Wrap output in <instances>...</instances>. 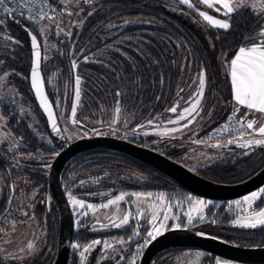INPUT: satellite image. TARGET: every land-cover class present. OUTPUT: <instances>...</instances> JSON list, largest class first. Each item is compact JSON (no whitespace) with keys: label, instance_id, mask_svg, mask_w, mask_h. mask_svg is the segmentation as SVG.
I'll use <instances>...</instances> for the list:
<instances>
[{"label":"trees","instance_id":"16d2710c","mask_svg":"<svg viewBox=\"0 0 264 264\" xmlns=\"http://www.w3.org/2000/svg\"><path fill=\"white\" fill-rule=\"evenodd\" d=\"M192 3L196 8L190 9L178 0H92L87 6L83 26L68 38L52 33L49 46L45 45L38 26L21 18L10 17L0 25V78L5 76V88L15 89L12 100L3 103L0 100L1 112L21 142L19 151L24 153L27 161L22 173L29 174L35 183L44 182L36 213L41 215L47 211L41 200L50 204L46 246L24 263L0 260L2 264L53 263L59 218L56 205L49 200L47 175L53 158L70 142L52 135L32 90L33 54L29 32L33 31L41 41L46 86L65 132L76 102L77 76L81 79V96L75 111L78 120L92 127L117 126L132 130L140 125L148 126V122L156 118L165 121L172 115L167 110L175 102L181 100L179 108L185 107L195 88L192 83L194 72L199 74L203 70L206 91L199 115L203 125H207L200 133L203 137L233 109L229 62L238 47L245 44L244 38L258 31V25L255 13L248 8L227 17L231 23L229 30L218 29L204 21L197 9L211 10L215 16L226 17L200 4L199 0H192ZM9 36L11 39L6 38ZM118 105L119 113L116 112ZM162 138L138 135L131 140L139 139L146 145L160 142ZM166 149L169 151L163 153L174 159L179 154V149L169 146ZM6 154V146L0 141V172L7 174V186L0 194V217L8 206L10 182L21 174L13 172ZM263 166L264 146H257L250 148L247 155L227 152L195 171L215 181L232 183L252 176ZM109 167L135 169L144 177L135 180L107 173L103 178L75 189L66 185L69 178L77 176L76 180H81L91 171ZM63 184L67 192L90 202H100L121 193L127 194L129 199L133 193H164L171 200L184 202L190 195H196L155 168L128 155L104 149L84 152L71 160L63 172ZM231 201H213L207 208L206 218L196 219L189 227L239 245H264V226L248 228L233 223L238 213L229 205ZM263 204L264 194L255 208L260 209ZM12 210L14 205L0 219V224ZM173 224L171 221L168 229L174 227ZM181 226L185 227L186 221ZM146 231L142 228L134 234L132 225L112 232L84 228L75 234L74 241L85 243L93 238L103 241L106 236L125 239L129 242L124 251L127 260L139 256L150 241L145 237ZM102 247L98 245L88 264H110L111 258L98 257L101 252L99 255L97 252ZM179 249L187 248H171L157 258ZM216 258L217 255L207 253L203 264H216ZM69 264H80L76 249L71 251Z\"/></svg>","mask_w":264,"mask_h":264},{"label":"rangeland","instance_id":"374dc122","mask_svg":"<svg viewBox=\"0 0 264 264\" xmlns=\"http://www.w3.org/2000/svg\"><path fill=\"white\" fill-rule=\"evenodd\" d=\"M92 0H70L67 4H64L60 1L59 7L57 10L56 15L54 16L53 20H48L41 26H38V30L40 31L43 41L45 45H50V35L54 33L57 37L68 38L71 37L73 32L81 28L83 26L84 20L86 18V10L88 4ZM250 2V0H249ZM199 11H206L210 15L209 10H199ZM71 13V14H69ZM215 16V15H214ZM74 58V57H73ZM75 59V58H74ZM76 62V60H75ZM230 67L228 66V70ZM205 72V71H204ZM5 77V76H4ZM0 78V100L3 102L12 100V95L15 93V89L12 87L5 88V78ZM80 78V77H79ZM206 80V75H205ZM81 81V79H80ZM192 83L195 84V88L193 91V95L197 92L199 88L198 84V73L194 72V76L192 79ZM81 90V83L79 85ZM206 91V82L204 87V94ZM81 96V92H80ZM204 97V96H203ZM76 99V97H75ZM79 104V100L75 102L74 106L75 109ZM203 104V99L201 101V107ZM188 103L185 107H188ZM3 105H0V141L2 144L6 146V155L7 159L9 160L10 166L15 173H21L15 179L14 189H15V196L13 199L14 210L9 213V215L5 218L3 223L0 224V260L2 262H16V263H24L28 260L33 259L35 256L39 254V252L46 246V237H47V217L46 215H38L35 211V207L37 204V196L39 195L41 184L35 183L34 178H32L29 174L22 173L25 167L27 166V161L24 153L19 151V145L21 144L19 138L13 134L11 129L7 125V119L3 116L1 110ZM183 107L180 109L182 111ZM238 111L239 117H245V114L248 112L247 109L244 107L233 104V109L231 114ZM179 111V112H180ZM172 114L168 117L165 121L156 118L148 122V126L140 125L135 127L132 130H129L127 127H117V126H97L92 127L86 125L83 121L78 120L76 114H73L70 117V125L66 127V136L67 141H73L81 136H89L95 134H108L114 135L123 138H132L136 135H143V136H150V135H164L167 136L166 138L162 139L161 144L160 142H155L154 144L148 143L146 144L149 147H155V149L168 152L169 150L166 149L170 146L171 149H179V154L175 158L180 163L184 164L188 168L192 169L193 171L197 170L199 167L212 162L227 152H235L237 154H245L249 151V148L244 147H212L209 144L197 143L196 139H203L200 136L201 131L207 125H203V120L199 118V115H195V118L189 117V120H192L191 123L188 124L187 127H182L185 123H188V120L180 121L177 124L169 123L170 120H177L178 114ZM256 115V114H255ZM257 118L260 115H256ZM252 115H247L246 119H252ZM235 121L231 122L234 124ZM173 128H178L179 131H170ZM245 131H247L245 129ZM253 148V147H252ZM107 173H115L121 176L139 180L144 177L143 173L136 171L135 169L131 168H119V167H109L105 169H98L95 171H91L81 180H76V177L69 178L66 185L71 189H75L80 185L90 184L94 182L96 179H101L107 175ZM7 174L0 172V194L3 192L4 188L7 186ZM66 186V187H67ZM261 188H264L261 187ZM261 188L253 191L258 192ZM251 192V193H253ZM69 199L71 201V205L74 210L75 214V226L76 229L81 228V222H87L91 219H94V223L100 225L99 228L105 229V223H112L115 227L116 225H120L119 227H124L128 225L131 220L133 219V211L138 213L142 212V217L145 220H148L150 224V231L153 230L154 224L158 227L161 222H163L166 227L160 232H164L168 229L170 222H174V227L176 224H181L183 221H186V226H191L192 224H188L187 216L185 215L190 207L189 200L187 202L181 200H171L168 198L164 193H152L151 197H148V193H144L145 196L142 197L140 200L137 199L136 196L133 195L132 201H127V194H124V200L119 201L115 205H109L108 208H102L100 205L106 204L107 202L101 203H94L87 201L75 194L67 192ZM251 193L245 195L250 196ZM119 194V195H121ZM161 194H163V199H160ZM264 193L261 194V196ZM117 195V196H119ZM117 196L112 197L111 199H115ZM237 198L230 202V206L234 212L238 213V216L235 220L243 218L250 213L252 210H259L255 208L256 203L260 200L257 199L254 202L253 209H249L248 205L244 203L243 198ZM72 197H75L77 200L84 201V207H80L79 205H74L72 203ZM190 197L194 200H203L206 203V207L204 211L200 214L193 212L194 216L203 215L204 219L206 218L207 208L213 204V200L206 199L204 197L198 195H190ZM110 200V199H109ZM239 201L240 204L238 205L236 202ZM210 202V203H209ZM88 205H93V207L89 208ZM171 209L169 211L168 209ZM264 208V204L260 207ZM27 212L28 215H24ZM153 213L157 215V220L153 221L152 216ZM167 213L169 219L164 221L163 215ZM124 215L129 216V223L128 224H121V218ZM179 217V219H173L172 217ZM87 217L89 219L85 220ZM84 220V221H83ZM134 220V219H133ZM132 220V221H133ZM234 220V221H235ZM195 221V220H194ZM13 223H15V227L13 228ZM96 225V226H98ZM240 226L239 224H235ZM157 236V235H156ZM149 237H147L148 239ZM120 240H123L124 243H119ZM96 241V240H93ZM93 241L90 242H77L75 244H79L81 247L79 249V254L83 250L84 246L91 245L89 252L85 253V260L84 264L87 262L89 254L93 251V249L97 246L96 244H92ZM148 241V240H147ZM105 242L111 245V247L106 248ZM28 243H32L35 247L34 250L29 254L27 249ZM103 243V256L104 257H118L120 254L124 255V251L128 247V243L125 239L117 238L115 240L106 239L102 241ZM208 252L205 250L200 249H179L173 252L168 253L163 257H158L155 259L153 264H203L205 261L206 255ZM132 258L137 264V261L140 258ZM132 263V262H131ZM0 264H2L0 262ZM118 264V263H117ZM216 264H244L241 262L228 260L223 257L216 258Z\"/></svg>","mask_w":264,"mask_h":264},{"label":"water","instance_id":"95a60500","mask_svg":"<svg viewBox=\"0 0 264 264\" xmlns=\"http://www.w3.org/2000/svg\"><path fill=\"white\" fill-rule=\"evenodd\" d=\"M30 32L33 35H36L33 31ZM37 42L40 45L39 74L40 79L43 81L42 90L44 96L47 98L48 103L51 105V112L53 118L56 121V130H53L49 115L44 111V108L40 103V98L36 95V90L32 87L31 72L33 68V62L35 60L32 44L31 48L33 58L30 70L31 87L41 110L48 120L49 129L52 135L65 140L67 138L66 132L61 125L58 112L46 86V80L42 70L43 49L38 36ZM176 105H179V102H176L173 106ZM251 138V136L245 137V139ZM195 141L197 143L209 145H224L227 142V140L208 141L200 139H196ZM223 147L229 148L239 146L233 143L227 144V146ZM99 149L110 150L128 155L155 168L174 181L180 183L194 194L213 201H229L241 198L264 186V166L255 174L242 181L232 183L220 182L207 178L202 174L188 168L176 159L166 155L165 153L139 144L138 142L108 134L81 136L73 141H70L56 154L51 162L48 173V196L49 200L53 201L56 205L59 218L58 245L56 256L52 264H69L72 242L76 231L75 214L67 190L63 184V172L68 163L78 155L84 152ZM13 189L14 186L12 184V194L8 201V206L1 215L0 219H2L12 207L14 199ZM178 247L205 250L206 252L219 257L244 264H264V245L249 246L235 244L213 234L196 230L189 226H180L179 228L171 227L158 234L155 239H152L144 249L139 264H153V261L160 253L165 250Z\"/></svg>","mask_w":264,"mask_h":264},{"label":"snow or ice","instance_id":"6c2138e0","mask_svg":"<svg viewBox=\"0 0 264 264\" xmlns=\"http://www.w3.org/2000/svg\"><path fill=\"white\" fill-rule=\"evenodd\" d=\"M62 3L67 4L70 0H61ZM180 4L186 5L188 8H196V5L192 3V0H178ZM22 6L28 7V5H37L39 4L38 11L36 15L29 16L30 20H35L36 16H39L41 20L47 18L48 20H53L54 17L49 16L46 9L50 8L51 5L48 3V0H21ZM200 4L206 5L207 8L212 9L216 13H219L226 19L214 18L213 15H210L206 11H199V16L203 18L209 25L216 27L218 29L229 30L231 27L230 20L227 17H231L233 13L239 12L243 9H252L255 13L258 25V31L252 36H246L245 44L243 46H239L238 50L235 52L233 58H231L229 62L230 67V78H231V87H232V96L236 105L242 106L248 110L245 114V117H239L237 109L236 112L229 115L227 118L231 123L235 121V123L239 124V128H230L229 124H225L221 129L222 132H235L236 135L227 139L226 144H214L212 147H223L227 146V144H237L239 147L251 148L253 146H264V0H199ZM0 6H2V11L8 14L9 17L15 14V9L7 6L6 0H0ZM28 11L31 12L32 8L29 7ZM71 14V13H69ZM5 20L0 18V25H3ZM31 37V44L34 52L35 60L33 62V68L31 72L32 77V87L36 90V95L40 98L41 106L44 108V111L48 113L49 119L51 120L53 130H56V121L53 118L51 112V105L48 103L47 98L43 94V81L40 79L39 74V63H40V45L37 42V36L33 35L29 32ZM7 39H11V37H6ZM18 43V42H17ZM2 63V61H0ZM75 67V65H74ZM205 72L201 70L198 74V84L199 88L197 92L189 97L187 101L188 107H183L182 111L178 114L177 120H170L169 123L177 124L180 121L188 120V123L182 125V127H187L192 120H189V117L192 119L195 118V115H198L200 111H202L201 101L204 96V87H205ZM76 93L75 97L78 101L80 98V88L79 85L81 83L79 76L76 77ZM183 91V89H181ZM117 95H120L117 93ZM179 105L173 106L167 111L171 113H177ZM75 106H73L72 114L75 115ZM119 107L116 108V112L119 113ZM256 113L260 114V117H256ZM195 114V115H194ZM247 115H252V119H246ZM242 129H246L244 131ZM170 131H179L178 128H173ZM246 136H251V139H245ZM211 138V137H209ZM247 155V153H245ZM14 191V189H13ZM264 193V188H261L258 192L251 193L250 196H245L243 198L244 203L248 205L249 209H253L254 202L261 198V194ZM134 196L140 200L145 196L144 193H133ZM148 197L152 196V193L147 194ZM72 203L74 205H79L80 207H84V201L77 200L75 197H72ZM160 199H163V194H161ZM124 200V194L117 196L114 200L110 199L106 204L100 205L102 208H108L109 205H115L119 201ZM189 210L185 214L187 216L188 224H192L194 220L197 219V216L193 215V212L200 214L204 211V208L207 206L205 201L203 200H194L189 197ZM210 203V202H209ZM238 205L239 201L236 202ZM89 208L93 207V205H88ZM171 211V209H168ZM24 215H28L27 212ZM157 215L153 213L152 220H157ZM173 219H179V217H172ZM198 218L200 220L204 219L203 215H199ZM169 219L167 213L163 215V220L166 221ZM214 222V221H213ZM129 216L124 215L121 218V224H128ZM234 224H239L242 227L248 228H256L257 226H264V208H260L257 210H252L248 215H246L243 220L237 219L233 221ZM119 227L120 225H116ZM15 227V223H13V228ZM166 227V225L161 222L157 227L155 224L153 226V230L148 233V237L150 239H155L156 235L160 234V232ZM176 228L180 227V224L175 225ZM2 231V230H0ZM199 234V233H198ZM119 243H124L123 240H120ZM92 244L99 245L101 241L96 240L93 241ZM106 248L111 247L110 244L105 242L104 245ZM34 245L32 243H28L27 249L29 254L34 250ZM73 248H80L79 244H72ZM91 245L84 246L83 250L80 252V264H84L85 253L89 252ZM132 264H135L132 261Z\"/></svg>","mask_w":264,"mask_h":264},{"label":"flooded vegetation","instance_id":"af4514ba","mask_svg":"<svg viewBox=\"0 0 264 264\" xmlns=\"http://www.w3.org/2000/svg\"><path fill=\"white\" fill-rule=\"evenodd\" d=\"M179 102V106H180V103H181V100L180 101H178ZM176 103V102H175ZM118 107H119V109H120V106L118 105ZM180 109L181 108H179L178 107V111H177V113L180 111ZM177 113H172V114H177ZM220 122V121H219ZM136 136H138V135H136ZM159 136H163V138L162 139H164V138H166L167 136H164V135H159ZM135 137V136H134ZM123 138V137H122ZM133 138V137H132ZM125 139H127V138H125ZM128 140H131V138H129ZM137 141H135V140H131V141H134V142H138L139 144H141L140 142H139V139H136ZM162 141V140H161ZM160 141V142H161ZM142 145H145V144H142ZM145 146H147V145H145ZM167 146H172V145H167ZM149 147V146H148ZM152 148V147H151ZM50 166H51V164H50ZM50 166H49V169H50ZM49 173V172H48ZM12 184H13V186H14V184H15V181L13 180L12 182H10V197H11V194H12ZM38 184H41L42 186H41V188H40V192L43 190V188H44V182H42V183H38ZM47 190H48V175H47ZM40 192H39V194H40ZM14 196H15V189H14ZM39 196V195H38ZM38 196H37V201H38ZM112 197H115V196H112ZM112 197H110V198H108V199H106V200H103V201H100V202H94V203H101V202H107L109 199H111ZM10 199V198H9ZM133 200V197L132 198H128L127 197V201H132ZM45 205H46V207H47V211H45L43 214H41V215H46V217H47V212H48V210H50V204H49V202L48 201H45L44 202V200H41ZM8 205V204H7ZM14 204L12 203V206H13ZM36 207H37V204H36ZM35 207V208H36ZM40 215V216H41ZM87 219H89V217H87L85 220H87ZM134 219V220H133ZM133 221L131 220V222L128 224V225H126V226H124V227H127V226H129V225H132V227H133V231H134V234H137V233H139V232H141V230H142V228H145L147 231H146V236L145 237H148V233H149V231H150V229H151V227H150V224H149V222H148V220H145V219H143V217H142V212H140V213H138V212H136V211H133ZM84 221V220H83ZM81 224V228H79V229H76V231H75V234L77 233V232H80V230H82V229H84V228H87V229H91V230H102V231H105V230H107L108 232H112V230H114V229H122V228H124V227H115L114 226V224H112V223H105V224H101V225H104V226H102V227H104L105 229H100L99 228V226L100 225H98V224H96V223H94V219H91L90 218V221H88V223L87 222H81L80 223ZM96 225H98V226H96ZM111 229V230H110ZM74 237H75V235H74ZM112 239V240H115V239H117V238H115V237H112V236H106V237H103L102 239H104V240H106V239ZM93 240H99V241H101V239H99V238H93V239H90V240H87V242H90V241H93ZM150 241L152 240V239H149ZM150 241H148L147 242V244L145 245V247L143 248V251H142V253L137 257V258H140L141 259V256H142V254H143V252H144V249L146 248V246L148 245V243L150 242ZM77 242H79L78 240H76V241H74V238H73V242H72V244H75V243H77ZM101 245H103V243H102V241H101ZM98 248V245L93 249V251L89 254V256H88V259H87V262L85 263V264H88L89 263V261H91V259H92V255L94 254V252H95V250ZM73 249H76V252H78L79 253V249L78 248H71V251L73 250ZM103 248L101 249V250H99L97 253H98V255H99V252H101V255H99L98 257H99V259L101 258V259H105V260H109L110 258H111V262H110V264H132L131 262H132V258H134V256L131 258V259H125V255H119L118 257H104L103 256ZM70 256H71V253H70ZM135 257V258H136ZM79 258H80V254H79ZM157 258V257H156ZM155 258V259H156ZM140 259L137 261V264H139L140 263ZM155 261V260H154ZM153 261V262H154ZM70 262V261H69Z\"/></svg>","mask_w":264,"mask_h":264},{"label":"built area","instance_id":"2783aa9c","mask_svg":"<svg viewBox=\"0 0 264 264\" xmlns=\"http://www.w3.org/2000/svg\"><path fill=\"white\" fill-rule=\"evenodd\" d=\"M59 2L60 0H48V3L51 5L50 8L46 9L48 12L49 16L54 17L57 13L58 7H59ZM7 6L10 8L15 9V14L11 17H18L21 18L25 21H27L28 23L32 24V25H36V26H41L42 24H44L45 22L48 21L47 18L41 20L39 18V16H36L35 20H30L29 16L31 15H36L38 8H39V4L33 6V5H28V7H24L22 6L21 0H6ZM31 7L32 11L29 12L28 8ZM0 18L6 20L8 18H10L8 16V14L4 13L2 11V6H0ZM229 115H231V113H229L227 115L226 118L222 119L220 122H218L217 124H215L214 126H212L206 133H205V139L208 141H222V140H227L229 138H231L232 136L236 135L235 132L229 131V132H222L221 129L223 128V126L225 124H229L230 128H239V124L235 123L234 124L230 123L228 121V117ZM245 131V129H242ZM211 137V138H209Z\"/></svg>","mask_w":264,"mask_h":264},{"label":"crops","instance_id":"0c3cea01","mask_svg":"<svg viewBox=\"0 0 264 264\" xmlns=\"http://www.w3.org/2000/svg\"><path fill=\"white\" fill-rule=\"evenodd\" d=\"M213 15V14H212ZM214 16V15H213ZM214 18H220V19H224V18H221V17H218V16H214ZM229 73H230V69H229ZM232 98H233V96H232ZM233 103L235 104V101L233 100ZM244 109H246V108H244ZM260 115L259 113H256V115Z\"/></svg>","mask_w":264,"mask_h":264}]
</instances>
